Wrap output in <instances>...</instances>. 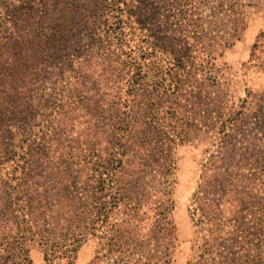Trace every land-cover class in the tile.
I'll return each instance as SVG.
<instances>
[{
    "label": "trees",
    "instance_id": "obj_1",
    "mask_svg": "<svg viewBox=\"0 0 264 264\" xmlns=\"http://www.w3.org/2000/svg\"><path fill=\"white\" fill-rule=\"evenodd\" d=\"M206 1L139 0L128 11L123 7L129 5L126 0H6L7 22L0 25V170L15 158L18 148L24 152V163L16 184L12 177L0 174L2 218H17L16 212L23 210L41 239L55 234L71 241L70 245L86 240L102 222L100 226L109 227L110 243H115L131 235L132 230L124 225L135 221L159 183L165 191L154 204L164 203L161 214L163 220L168 219L173 202L169 187L176 169L171 130L178 127L173 122L179 123L185 106L182 96L190 101L193 90L186 87L193 81L201 92L219 84L217 76L199 79V69L193 64L206 34H196L198 29L189 28L192 19L186 18ZM217 9L212 16L222 11ZM165 12L174 19L163 20ZM132 17L141 26L153 24L149 48L141 49L143 62L135 60L130 49ZM156 20L160 23L155 24ZM214 22L222 28L223 21ZM190 64L196 71L192 74L189 69V76H182ZM145 65L158 86L152 87ZM134 69L137 72L132 75ZM166 101L168 109L161 113ZM206 103L196 95L195 108L203 109ZM79 116L86 118L87 125L80 155L86 177L83 185L76 174L81 161L75 157L79 155L70 135ZM245 124L234 121L235 134L226 133L221 144L222 149L238 155L241 164L255 157L250 139L244 144L238 138L243 135L246 139L250 133L242 128ZM99 134L106 141L101 151ZM225 172L223 180L218 177L221 173H215L216 184L210 180L201 184L204 194L200 198L205 204L201 209L210 220L214 216L209 210L213 206L219 209L217 202L226 194L225 181L231 171ZM262 199L259 204L264 208ZM125 200L136 205L120 222H110L112 212ZM247 242L255 244L256 257L230 252L220 262L264 264V214L254 238ZM47 248L56 252L48 243ZM199 264L210 263L202 260Z\"/></svg>",
    "mask_w": 264,
    "mask_h": 264
},
{
    "label": "rangeland",
    "instance_id": "obj_2",
    "mask_svg": "<svg viewBox=\"0 0 264 264\" xmlns=\"http://www.w3.org/2000/svg\"><path fill=\"white\" fill-rule=\"evenodd\" d=\"M126 1L129 5L123 4V7L128 11L139 4V0ZM239 1L241 4L236 0H207L205 5L194 7L193 13L186 18L195 23L189 28L198 29L196 34H206L197 46L200 50L193 63L199 69V79L213 75L217 76L219 84L201 92L197 82L193 81L186 87L193 90L190 101L182 96L185 106L180 110L179 123L173 122L178 127L171 130L175 141L176 169L169 187L173 202L167 212L168 219L162 218L164 203L154 204L165 191L159 183L152 190L148 203H143L138 210L135 221L124 225V228L132 230L131 235L116 241V244L110 243L109 227L100 226L102 222L98 223L99 229L95 233H89L86 240L75 245L55 234L41 239L43 236L32 227L28 217L24 218L23 210H18L17 218L0 216V264H199L202 260L223 264L220 262L223 255L230 252L248 255L249 259L256 257L255 244L247 241L254 238L259 217L264 214V208L259 204L264 198V108H261L264 103V0ZM5 3L6 0H0V25L7 22ZM216 9L222 11L212 16ZM170 14L165 12L162 19L172 21L174 18ZM166 15H169L167 19ZM215 20L223 21L222 28ZM129 21L134 27L130 41L132 57L143 62L141 49L149 48L153 24L150 21L141 26L136 17ZM154 23L160 22L156 20ZM227 42L228 45L223 47ZM163 63L168 66L169 61L165 59ZM191 65L181 72L182 76H189V69L194 74L196 69ZM144 68V71H150L148 65ZM135 72L136 69L131 74ZM152 75L150 71L146 77L152 87L158 86ZM197 94L207 102L203 109L195 108ZM166 109L167 101L162 104L161 113ZM234 117L235 120L232 119ZM85 119L79 116L70 134L75 153L79 156L87 132ZM234 121L246 122L242 128L250 132L246 139L238 135L244 144L250 139L252 154L255 155L249 160L247 158L244 164L238 163L240 158L233 156L231 149L221 148L226 133L235 134ZM105 148V137L99 134V151ZM23 155V150L18 148L15 158L0 170L5 178L12 177L13 184L22 175ZM79 156H75L78 162L81 161L76 166V174L79 185H83L86 177L81 165L84 162L83 156ZM226 168L231 171L225 181L226 194L217 200L219 209L213 206L209 210L208 213L213 211L214 216L209 215L213 218L210 220L201 209L203 205L205 207L200 198L204 194L200 191L201 184L209 180L216 184L215 173H221L218 175L221 177ZM3 190L0 181V210L4 208ZM127 202L130 201L125 200L112 212L110 222H120L127 217L126 213L136 205L133 201ZM77 228L74 226L73 229ZM248 234L250 237L246 236ZM47 243L56 252L50 253Z\"/></svg>",
    "mask_w": 264,
    "mask_h": 264
}]
</instances>
